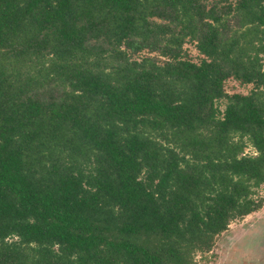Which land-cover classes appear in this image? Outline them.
Here are the masks:
<instances>
[{"label": "trees", "instance_id": "trees-1", "mask_svg": "<svg viewBox=\"0 0 264 264\" xmlns=\"http://www.w3.org/2000/svg\"><path fill=\"white\" fill-rule=\"evenodd\" d=\"M263 185L264 0H0V264H194Z\"/></svg>", "mask_w": 264, "mask_h": 264}, {"label": "rangeland", "instance_id": "rangeland-1", "mask_svg": "<svg viewBox=\"0 0 264 264\" xmlns=\"http://www.w3.org/2000/svg\"><path fill=\"white\" fill-rule=\"evenodd\" d=\"M186 47L191 57L197 60L194 46L188 44ZM225 88L228 92L247 93L251 85H240L235 80L229 79ZM219 105L223 108V102ZM245 152L252 153L253 149L247 147ZM259 195L264 197V185L259 189ZM252 226L264 232V204L259 210L232 221L228 229L216 237L214 246L209 252L196 255L194 264H264V251H259L256 247V239H253L249 233L241 236V232Z\"/></svg>", "mask_w": 264, "mask_h": 264}, {"label": "flooded vegetation", "instance_id": "flooded-vegetation-1", "mask_svg": "<svg viewBox=\"0 0 264 264\" xmlns=\"http://www.w3.org/2000/svg\"><path fill=\"white\" fill-rule=\"evenodd\" d=\"M246 233H249L253 236V239H256V247L259 249V251H264V232L262 233L261 230H258L254 228L253 226L241 232V236H244ZM262 260V259H258Z\"/></svg>", "mask_w": 264, "mask_h": 264}]
</instances>
